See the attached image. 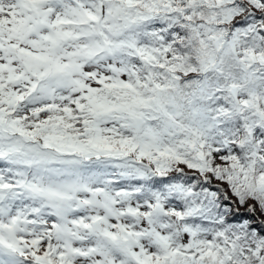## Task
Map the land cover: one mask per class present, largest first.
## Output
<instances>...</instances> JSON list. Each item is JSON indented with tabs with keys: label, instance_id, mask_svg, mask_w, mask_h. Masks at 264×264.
Masks as SVG:
<instances>
[{
	"label": "snow or ice",
	"instance_id": "1",
	"mask_svg": "<svg viewBox=\"0 0 264 264\" xmlns=\"http://www.w3.org/2000/svg\"><path fill=\"white\" fill-rule=\"evenodd\" d=\"M0 264H264V0H0Z\"/></svg>",
	"mask_w": 264,
	"mask_h": 264
},
{
	"label": "trees",
	"instance_id": "2",
	"mask_svg": "<svg viewBox=\"0 0 264 264\" xmlns=\"http://www.w3.org/2000/svg\"><path fill=\"white\" fill-rule=\"evenodd\" d=\"M242 212L244 211V210H241Z\"/></svg>",
	"mask_w": 264,
	"mask_h": 264
},
{
	"label": "rangeland",
	"instance_id": "3",
	"mask_svg": "<svg viewBox=\"0 0 264 264\" xmlns=\"http://www.w3.org/2000/svg\"><path fill=\"white\" fill-rule=\"evenodd\" d=\"M241 210H244V209H241Z\"/></svg>",
	"mask_w": 264,
	"mask_h": 264
}]
</instances>
